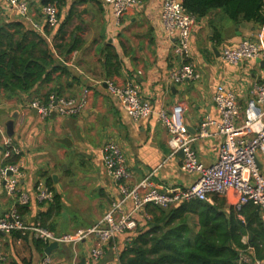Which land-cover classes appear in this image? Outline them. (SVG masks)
<instances>
[{
  "label": "crops",
  "instance_id": "0c3cea01",
  "mask_svg": "<svg viewBox=\"0 0 264 264\" xmlns=\"http://www.w3.org/2000/svg\"><path fill=\"white\" fill-rule=\"evenodd\" d=\"M161 7L162 0H144L136 12L117 19L104 0H65L60 8V25L42 32L0 0V67L6 74L23 68L24 60L44 67L29 90L14 84L0 85V165L4 140L10 136L7 124L13 120L11 136L23 148L22 157L26 160L23 188L30 190L44 181L55 194L46 204L32 201L21 208L28 222L39 220L54 232L67 234L89 227L103 216L119 196V187L107 175L102 159L103 144L110 138L125 151L132 184L154 172L151 179L160 188L190 185L196 175L182 171L183 156L180 151L173 152L170 134L157 112L184 103L188 130L195 135L204 119L219 118L214 102L219 84L238 93L244 111L252 84L264 81L260 61L233 65L222 58L224 46L259 33L264 25L245 19L230 22L222 9H215L197 18L193 29L191 55L186 62L193 63L197 76L183 84L175 83L172 72L184 60L174 54L175 38L164 29ZM41 9L40 0L31 3L32 20L44 26ZM107 47L112 56H117V73L113 72L115 66L105 67ZM107 79L122 86L134 82L142 95L152 101L156 112L133 121L110 93ZM86 86L91 89L90 101L80 115L52 113L42 117L37 110L27 109L28 102L47 101L51 93L76 97ZM209 131V136L196 142L199 160L205 165L216 162L222 145L216 127L211 125ZM259 167L264 174V156H259ZM214 196L219 203L225 202L224 210L236 207V199L230 194ZM10 204L5 190L0 188V215ZM19 237L16 232L3 236L6 260L0 264H40L48 245L33 234L22 240ZM251 237H246L245 242ZM95 243L90 238L77 245L59 244L51 255L56 264H121L125 246L120 236L111 242L100 261L88 263L87 254ZM252 264L263 263L254 260Z\"/></svg>",
  "mask_w": 264,
  "mask_h": 264
},
{
  "label": "built area",
  "instance_id": "2783aa9c",
  "mask_svg": "<svg viewBox=\"0 0 264 264\" xmlns=\"http://www.w3.org/2000/svg\"><path fill=\"white\" fill-rule=\"evenodd\" d=\"M33 27L44 32V28L55 29L61 23L57 2L40 0L44 26L31 17V3L35 0H4ZM117 19L132 14L143 5L144 0H104ZM161 22L166 33L175 38L174 54L184 60L172 72L175 83L183 84L197 76L193 63L186 62L191 55L193 29L197 17L183 4L182 0H162ZM222 58L226 63L240 65L264 60V29L259 33L241 39L235 44L224 46ZM109 91L122 105L130 118L137 122L156 112L152 101L145 98L134 82L124 86L107 79ZM90 87H84L76 97H59L51 93L47 101L35 99L26 104L27 109H35L42 117L52 113L63 116L82 114L90 101ZM214 102L219 113L218 120L207 117L201 123L198 134L192 135L187 127L185 105L179 102L172 108L157 112L158 119L168 129L169 144L174 153L183 150L181 169L196 175L193 183L185 187L160 188L149 173L138 184H132V171L121 144L110 138L103 144L102 159L107 175L119 187L116 197L103 216L92 226L80 228L75 233L58 234L44 226L39 220L28 222L21 208L32 201L46 204L54 199V191L44 181H39L32 189L22 186L26 170L23 148L12 136H6L3 145V163L0 165V188L10 199V207L0 215V262L6 260L2 249L3 236L19 233V240L33 234L47 245H77L93 238L96 243L90 247L87 262H98L107 253L112 241L120 236L124 246L132 244L137 232L147 226L153 214L148 207H170L192 200L213 202L215 194L228 193L236 199L235 206L256 205L264 222V174L259 167V156H264V81L251 86V97L243 111L238 93L226 84H219L214 93ZM214 125L216 133L222 137V145L214 164L205 165L199 160L196 142L211 133ZM252 247L241 253L240 261L254 260L264 264V259H254ZM40 264H56L51 254H45ZM69 264V263H68Z\"/></svg>",
  "mask_w": 264,
  "mask_h": 264
},
{
  "label": "trees",
  "instance_id": "16d2710c",
  "mask_svg": "<svg viewBox=\"0 0 264 264\" xmlns=\"http://www.w3.org/2000/svg\"><path fill=\"white\" fill-rule=\"evenodd\" d=\"M48 1L57 2L59 10L65 4V0H44ZM182 1L197 18L222 9L235 23L245 19L264 25V0ZM48 56L52 60V56ZM105 56V67L115 66L113 72L117 73V56H112L110 47ZM2 61L3 54L0 53ZM26 62L23 61V68L8 74L0 67V85L14 84L23 90L33 87L44 67L37 62L32 63L35 66L32 61ZM8 78L14 82H8ZM56 198L59 200L57 195ZM212 199L213 203L192 200L170 207H148L153 217L143 230L137 232L132 244L123 248L121 264H252L240 261L241 253L249 247L254 251L253 260L264 259V222L259 208L249 203L240 210L237 207L224 210V201L219 203L214 195ZM193 216H196V222H192ZM251 235L253 239L245 242Z\"/></svg>",
  "mask_w": 264,
  "mask_h": 264
},
{
  "label": "water",
  "instance_id": "95a60500",
  "mask_svg": "<svg viewBox=\"0 0 264 264\" xmlns=\"http://www.w3.org/2000/svg\"><path fill=\"white\" fill-rule=\"evenodd\" d=\"M199 19H200V17H199ZM261 63H262V65H263V67H264V60L263 61H261ZM13 126H14V121L12 120V121H10L8 124H7V127H8V133H9V135L11 136L12 134H13ZM180 154L183 156L184 155V153H183V150H180ZM259 164V163H258ZM252 237H253V235H252ZM251 237V238H252ZM57 247H59V243L57 242V241H54V242H51L48 246H47V248H46V253L47 254H51V252L55 249V248H57ZM1 263V262H0Z\"/></svg>",
  "mask_w": 264,
  "mask_h": 264
},
{
  "label": "rangeland",
  "instance_id": "374dc122",
  "mask_svg": "<svg viewBox=\"0 0 264 264\" xmlns=\"http://www.w3.org/2000/svg\"><path fill=\"white\" fill-rule=\"evenodd\" d=\"M227 19L230 21V22H232V20H230L228 17H227ZM81 154H83L82 152H81ZM197 221V218H196V216H193L192 217V222H196ZM96 223V222H95ZM94 223V224H95ZM92 226V225H91ZM90 227V226H89Z\"/></svg>",
  "mask_w": 264,
  "mask_h": 264
}]
</instances>
